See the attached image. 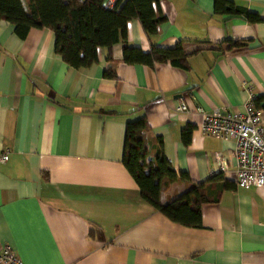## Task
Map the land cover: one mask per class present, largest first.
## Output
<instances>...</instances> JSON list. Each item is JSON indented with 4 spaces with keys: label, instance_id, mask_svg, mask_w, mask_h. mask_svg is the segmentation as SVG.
Instances as JSON below:
<instances>
[{
    "label": "crops",
    "instance_id": "crops-1",
    "mask_svg": "<svg viewBox=\"0 0 264 264\" xmlns=\"http://www.w3.org/2000/svg\"><path fill=\"white\" fill-rule=\"evenodd\" d=\"M229 1L262 22L215 13L214 0H160L155 35L126 24L128 45H179L184 67L125 63L118 42L111 60L101 48L76 70L54 54L47 29L20 39L0 21V249L22 264H264V186L236 187L234 143L202 135L195 111L243 113L251 96L264 126V0ZM180 100L186 111L175 110ZM141 116L147 139L160 138L172 169L188 176L162 203L203 186L199 227L142 200L122 164L126 122Z\"/></svg>",
    "mask_w": 264,
    "mask_h": 264
},
{
    "label": "trees",
    "instance_id": "trees-1",
    "mask_svg": "<svg viewBox=\"0 0 264 264\" xmlns=\"http://www.w3.org/2000/svg\"><path fill=\"white\" fill-rule=\"evenodd\" d=\"M107 0H0V21L13 26L14 34L23 39L30 29H47L53 35V52L72 69L88 68L98 60V49L107 50L111 60L114 44H122V60L129 64L152 67L154 63L169 62L184 67L186 57L178 45L173 49L151 46L148 53L128 45L126 24L137 20L148 38L156 34L165 20L159 12L160 0H114L106 7ZM215 13L240 15L250 23L262 22L257 15L235 6L229 0H214ZM229 43L228 48L242 45ZM107 79H116L115 73H103ZM258 99H254L257 105ZM150 128L144 116L127 121L122 154V164L139 188V195L146 203L169 220L186 227L200 226V209L209 202L203 186L195 185L167 203L162 196L170 184L177 180L188 181L186 173L172 169L162 152L161 139H147ZM190 127L183 129L188 139Z\"/></svg>",
    "mask_w": 264,
    "mask_h": 264
},
{
    "label": "built area",
    "instance_id": "built-area-1",
    "mask_svg": "<svg viewBox=\"0 0 264 264\" xmlns=\"http://www.w3.org/2000/svg\"><path fill=\"white\" fill-rule=\"evenodd\" d=\"M113 1L107 0L106 7L110 9ZM175 110L186 111L185 103L180 100ZM195 111L200 115L198 130L202 135L234 143L236 187L264 186V126L262 112L255 107L254 98L250 96L243 113L230 112L225 107L215 108L210 113L200 107ZM7 160L8 152L0 151V163ZM0 264H22V261L8 245H3Z\"/></svg>",
    "mask_w": 264,
    "mask_h": 264
}]
</instances>
